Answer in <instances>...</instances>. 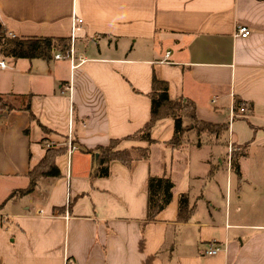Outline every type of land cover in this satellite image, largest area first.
Returning <instances> with one entry per match:
<instances>
[{
    "label": "crops",
    "instance_id": "crops-1",
    "mask_svg": "<svg viewBox=\"0 0 264 264\" xmlns=\"http://www.w3.org/2000/svg\"><path fill=\"white\" fill-rule=\"evenodd\" d=\"M0 24L73 52L0 57V264H264V0H0ZM153 75L214 134L183 119L174 147V121L161 119L151 143L130 140L150 121ZM112 142L131 163L91 180ZM49 154L59 176L20 194ZM150 178L172 183L152 222ZM183 194L192 213L178 223ZM212 243L222 251L204 255Z\"/></svg>",
    "mask_w": 264,
    "mask_h": 264
},
{
    "label": "trees",
    "instance_id": "trees-1",
    "mask_svg": "<svg viewBox=\"0 0 264 264\" xmlns=\"http://www.w3.org/2000/svg\"><path fill=\"white\" fill-rule=\"evenodd\" d=\"M70 51V40L68 39H52V38H17L9 37L0 24V57L17 59H41L50 60L52 53L57 52L61 55H68ZM151 100L150 121L130 140H141L151 143L150 132L156 122L161 119H171L174 121V137L171 145L178 147L181 144L182 134L189 130L184 127L183 119H187L195 129L197 135L201 133L214 134V127L202 124L196 120L194 104L190 101L177 100L172 101L167 94L166 83L159 81L152 76L151 92L149 94ZM216 136V135H214ZM118 142H112L109 147L101 148L97 157H94V168L90 174V179L106 178L109 176V165L112 162H118L124 165L131 163L132 159L129 152L118 151L116 146ZM234 152L231 154L230 165L235 173L239 172ZM146 152H142L140 158L146 159ZM213 175V169L210 171V177ZM58 177L59 172L53 163V156L49 154L43 161L35 167L30 173V182L28 187L20 192V194L30 193L36 186L37 180L40 178ZM172 183L165 178H150L148 180V205H147V221L152 222L155 217L170 203L171 201ZM192 213L189 206L188 195L178 197L177 222H188Z\"/></svg>",
    "mask_w": 264,
    "mask_h": 264
},
{
    "label": "built area",
    "instance_id": "built-area-1",
    "mask_svg": "<svg viewBox=\"0 0 264 264\" xmlns=\"http://www.w3.org/2000/svg\"><path fill=\"white\" fill-rule=\"evenodd\" d=\"M81 21L80 20H74L73 21V24H72V30L74 32V30L76 29V27L78 26V24H80ZM235 37H239V38H247L249 35H250V31L248 30V28L244 27V26H240V27H237L236 29V32H235ZM73 37V36H72ZM72 50L69 51V58L73 59L72 56ZM168 56V54H166V57ZM54 58L55 59H59L61 58L60 54L56 53L54 55ZM70 59V60H71ZM0 68H5V63L3 61H0ZM68 91H70V88H66ZM245 107L244 105H240L238 106L237 109H234L231 113V116H232V119L234 118H239V117H242L245 113ZM3 112V108H2V105H1V102H0V115L2 114ZM67 155L68 157L76 150V147L68 140L67 142ZM235 152V148L232 147L231 145L229 146L228 148V163H230V158H231V154ZM220 251H222V248L217 245L216 243H212L210 244L209 248L205 251L204 255H207V256H213V255H216L217 253H219ZM65 264H70L69 261H65Z\"/></svg>",
    "mask_w": 264,
    "mask_h": 264
},
{
    "label": "rangeland",
    "instance_id": "rangeland-1",
    "mask_svg": "<svg viewBox=\"0 0 264 264\" xmlns=\"http://www.w3.org/2000/svg\"><path fill=\"white\" fill-rule=\"evenodd\" d=\"M230 131H231V126H230ZM258 186L260 188V190H259L260 192L259 193H262V191H264V184H258Z\"/></svg>",
    "mask_w": 264,
    "mask_h": 264
}]
</instances>
